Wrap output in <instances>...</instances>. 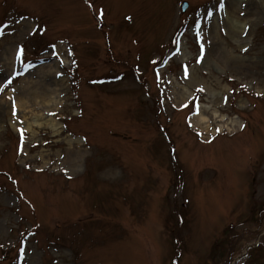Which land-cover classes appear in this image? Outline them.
<instances>
[{
	"label": "rangeland",
	"instance_id": "rangeland-1",
	"mask_svg": "<svg viewBox=\"0 0 264 264\" xmlns=\"http://www.w3.org/2000/svg\"><path fill=\"white\" fill-rule=\"evenodd\" d=\"M257 1L0 0V264H264Z\"/></svg>",
	"mask_w": 264,
	"mask_h": 264
},
{
	"label": "bare ground",
	"instance_id": "bare-ground-1",
	"mask_svg": "<svg viewBox=\"0 0 264 264\" xmlns=\"http://www.w3.org/2000/svg\"><path fill=\"white\" fill-rule=\"evenodd\" d=\"M242 0H234V2L236 3V5H242V2H241ZM247 1V4H248V6L249 7H253V4L256 2V4L257 3H259L257 0H255V2L253 3L252 2V0H246ZM240 3V4H239ZM245 5V4H244ZM234 32H237V30H235ZM13 53H14V51H13ZM13 53H12V55L10 56V58L12 57V61H13ZM27 92H30V91H26L25 92V95H26V93ZM31 94H33V95H41V96H46L47 95V93H46V91H44L43 90V86H41L40 88H38L37 89V91H35V92H32V93H27V95L26 96H28V97H31ZM24 95V96H25ZM180 95H181V97L183 98V102L184 101H186V100H188V99H190V98H192V95H191V93H190V90L189 89H186V88H183L182 90H181V92H180ZM28 99V98H27ZM22 105V106H21ZM21 109H22V112L24 113V111H25V106H24V102H22L21 101V104H20V106H19ZM202 121H204V123L207 121L208 122V119H205V118H202Z\"/></svg>",
	"mask_w": 264,
	"mask_h": 264
},
{
	"label": "snow or ice",
	"instance_id": "snow-or-ice-1",
	"mask_svg": "<svg viewBox=\"0 0 264 264\" xmlns=\"http://www.w3.org/2000/svg\"><path fill=\"white\" fill-rule=\"evenodd\" d=\"M23 50L21 49V52H22Z\"/></svg>",
	"mask_w": 264,
	"mask_h": 264
}]
</instances>
